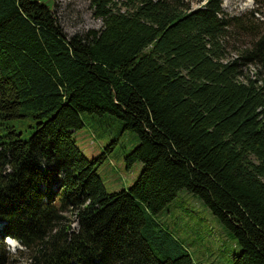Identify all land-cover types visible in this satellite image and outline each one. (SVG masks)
Instances as JSON below:
<instances>
[{"label":"trees","instance_id":"1","mask_svg":"<svg viewBox=\"0 0 264 264\" xmlns=\"http://www.w3.org/2000/svg\"><path fill=\"white\" fill-rule=\"evenodd\" d=\"M88 1L101 29L67 38L53 0H0V264L9 238L30 264H195L153 219L182 189L231 233L232 264H264L258 9ZM84 113L137 135L125 161L142 170L128 190L107 193L104 156L75 145Z\"/></svg>","mask_w":264,"mask_h":264},{"label":"rangeland","instance_id":"2","mask_svg":"<svg viewBox=\"0 0 264 264\" xmlns=\"http://www.w3.org/2000/svg\"><path fill=\"white\" fill-rule=\"evenodd\" d=\"M207 0H187L192 10L202 7ZM53 12L67 38L84 35L89 30H100L102 23L96 19L88 0H53ZM223 11L229 16H242L249 11L259 21L264 20V0H221ZM229 46L235 45L230 41ZM234 49L228 51L227 58L235 57ZM252 72L255 68L250 67ZM83 127L73 132L72 139L77 148L88 159L93 160L101 155L104 159L95 163V171L102 181L107 193L128 190L136 181L142 170V164L135 162L128 166L125 157L138 145L135 133L123 129L120 121L114 116H101L84 113L81 115ZM71 228L77 231L78 226L72 213ZM154 221L178 241L190 255L195 264H232L234 255L240 251L231 233L215 218L208 208L190 192L182 189L167 204ZM9 259L6 264H30L22 247L14 240H5ZM15 246V247H11ZM22 252V253H20ZM162 259L159 251H154Z\"/></svg>","mask_w":264,"mask_h":264},{"label":"bare ground","instance_id":"3","mask_svg":"<svg viewBox=\"0 0 264 264\" xmlns=\"http://www.w3.org/2000/svg\"><path fill=\"white\" fill-rule=\"evenodd\" d=\"M11 239L9 238V241H10ZM13 240V239H12ZM7 241H8V239H7ZM15 241V240H14ZM16 242V241H15ZM16 243H18V242H16ZM11 247H15V246H11Z\"/></svg>","mask_w":264,"mask_h":264}]
</instances>
